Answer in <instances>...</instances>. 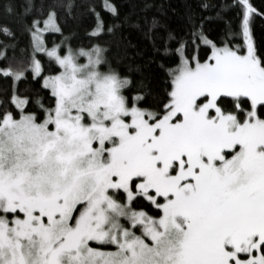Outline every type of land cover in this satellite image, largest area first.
I'll return each mask as SVG.
<instances>
[{"label":"snow or ice","instance_id":"6c2138e0","mask_svg":"<svg viewBox=\"0 0 264 264\" xmlns=\"http://www.w3.org/2000/svg\"><path fill=\"white\" fill-rule=\"evenodd\" d=\"M65 7L71 15L73 4ZM101 7L119 18L112 0ZM200 8L224 21L221 36L209 38L213 17L191 6L187 39L153 17L145 38L160 51L152 29L164 28L163 52L176 62L147 57L145 67L166 73L164 91L141 79L131 96L132 80L108 53L114 44L123 59L135 45L95 6L89 46L69 44L54 9L21 19L30 54L0 51V77L11 80L0 111V264H264V56L254 32L264 7L229 0ZM32 11L29 3L25 16ZM46 33L60 42L49 47ZM0 34L15 40L6 25ZM26 70L46 96L20 92Z\"/></svg>","mask_w":264,"mask_h":264},{"label":"trees","instance_id":"16d2710c","mask_svg":"<svg viewBox=\"0 0 264 264\" xmlns=\"http://www.w3.org/2000/svg\"><path fill=\"white\" fill-rule=\"evenodd\" d=\"M71 2L73 8L71 15L67 13L66 5ZM209 2L219 6L222 3H228L229 0H112V3L119 10V18L113 17L109 12L105 11L101 5L102 0H0V25L8 26L15 34V40L5 37L0 34V51L4 53L6 57L15 56L16 59L20 57L27 58L30 54V35L25 32L21 26V19L30 21L33 15L36 14L37 9H43L45 15L49 9H54L59 17L58 23L62 28L64 36L70 37L69 44L73 47H79L81 45L89 46L91 43L88 33L95 26V16L88 10L89 6H95L96 11L100 12L103 16L105 25L108 23H119L120 33L125 35L128 40L132 42L135 47L127 49L128 56L121 59L122 52L114 45L111 44L109 38L105 37L107 43L105 46L111 44V50L108 53L111 67L115 69L121 75H128L132 80V85L125 94L131 96L136 91V84L141 79L144 80L147 89L156 93H163L165 88L166 73L161 71L157 63L144 66L145 59L147 57H154L156 61L162 62L165 65H174L176 62L175 55L165 54L163 52L165 41L167 40V31L162 27H155L152 29V35L154 43L160 51L154 52L152 43L145 38L144 32L151 26L153 17L163 21L168 30H172L174 35L183 36L187 39L186 33L188 28L184 22V14L188 6L198 15H210L213 19L205 23L206 34L211 39H218L224 28V21L216 19L215 10L211 12H202L200 4ZM254 5L258 8L264 7V0H252ZM29 3L33 6L32 13L25 16L24 10L28 7ZM150 3L153 6L145 8L144 4ZM163 5L164 15L158 10V6ZM11 7V11H7L8 7ZM128 17L127 25L121 23L123 17ZM225 19L234 17L233 11H227L224 13ZM235 24V20L233 19ZM139 25V27H136ZM255 39L257 45V53L260 56H264V26H261L257 21L255 27ZM46 43L50 47L55 41L60 42L61 35L59 33H46ZM15 43V48H4L5 43ZM170 48L176 46L175 41H168ZM24 49L23 52L20 50ZM143 52V55H135L137 52ZM189 54L193 51L188 49ZM199 55L205 56L203 47H201ZM42 60L45 58L41 57ZM6 61L0 58V66H3ZM129 65L133 68L136 65H141L139 72L129 71ZM45 72L48 74H55L57 66H49L45 60L44 64ZM104 70H107L105 67ZM17 88L22 94L34 95L38 91L45 94L46 91L41 89L38 80H34L30 71L26 70V78L17 82ZM11 91V80L0 77V111L6 107L5 101ZM150 97H145L147 102Z\"/></svg>","mask_w":264,"mask_h":264}]
</instances>
